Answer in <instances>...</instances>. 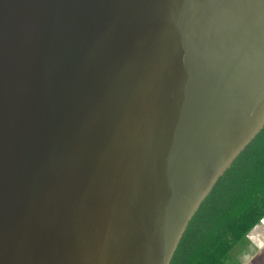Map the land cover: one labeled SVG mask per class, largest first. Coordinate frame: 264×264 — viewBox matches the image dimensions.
Returning <instances> with one entry per match:
<instances>
[{
  "label": "water",
  "instance_id": "1",
  "mask_svg": "<svg viewBox=\"0 0 264 264\" xmlns=\"http://www.w3.org/2000/svg\"><path fill=\"white\" fill-rule=\"evenodd\" d=\"M264 127V0H0V264H169Z\"/></svg>",
  "mask_w": 264,
  "mask_h": 264
},
{
  "label": "trees",
  "instance_id": "2",
  "mask_svg": "<svg viewBox=\"0 0 264 264\" xmlns=\"http://www.w3.org/2000/svg\"><path fill=\"white\" fill-rule=\"evenodd\" d=\"M264 218V127L217 180L188 222L169 264H244Z\"/></svg>",
  "mask_w": 264,
  "mask_h": 264
},
{
  "label": "rangeland",
  "instance_id": "3",
  "mask_svg": "<svg viewBox=\"0 0 264 264\" xmlns=\"http://www.w3.org/2000/svg\"><path fill=\"white\" fill-rule=\"evenodd\" d=\"M263 223H264V218L260 221V223L257 226L262 225ZM246 250L249 255L250 254L253 255H251L244 264H264V238L261 237L256 242V246L253 244H251V246L249 245Z\"/></svg>",
  "mask_w": 264,
  "mask_h": 264
},
{
  "label": "crops",
  "instance_id": "4",
  "mask_svg": "<svg viewBox=\"0 0 264 264\" xmlns=\"http://www.w3.org/2000/svg\"><path fill=\"white\" fill-rule=\"evenodd\" d=\"M264 223L255 227L248 235V239L250 240L251 244L256 246V242L262 237L264 238ZM258 232V233H257ZM257 233V234H256Z\"/></svg>",
  "mask_w": 264,
  "mask_h": 264
}]
</instances>
